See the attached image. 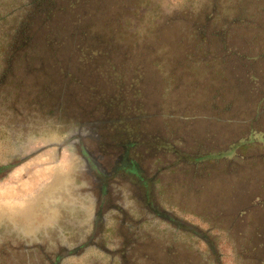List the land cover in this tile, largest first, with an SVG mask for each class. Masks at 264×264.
<instances>
[{"label": "flooded vegetation", "instance_id": "obj_1", "mask_svg": "<svg viewBox=\"0 0 264 264\" xmlns=\"http://www.w3.org/2000/svg\"><path fill=\"white\" fill-rule=\"evenodd\" d=\"M240 13L179 84V53L130 49L93 88L37 82L21 120L0 112V264H264L263 0Z\"/></svg>", "mask_w": 264, "mask_h": 264}, {"label": "trees", "instance_id": "obj_2", "mask_svg": "<svg viewBox=\"0 0 264 264\" xmlns=\"http://www.w3.org/2000/svg\"><path fill=\"white\" fill-rule=\"evenodd\" d=\"M258 1L182 0L174 5L169 0H0V112L21 120L28 101L21 98L22 91L37 97V82L47 96H53L54 89L57 96L70 97L93 88L99 73L125 61L130 49L143 55L137 63L144 66L154 52L159 68L168 49L179 53L170 57V71L179 84L183 76L177 73L183 67L184 74H197V47L220 34L226 37L243 20L240 12ZM54 70L58 77L49 74ZM34 72H41L42 78L23 75ZM261 142L256 137L249 143L252 148ZM212 159L218 160L217 155ZM192 171L188 168L189 174Z\"/></svg>", "mask_w": 264, "mask_h": 264}, {"label": "rangeland", "instance_id": "obj_3", "mask_svg": "<svg viewBox=\"0 0 264 264\" xmlns=\"http://www.w3.org/2000/svg\"><path fill=\"white\" fill-rule=\"evenodd\" d=\"M171 3H173L174 5L175 4H180L182 3V0H169ZM169 4V3H168ZM1 145V143H0ZM0 158H1V155H0ZM3 160V159H2ZM250 173H253V171H251ZM250 183L252 184V187L255 188V191L258 193V194H263V189H261L259 186H258V183H256L253 179L252 176H250ZM251 192V195H254V192L252 190H250Z\"/></svg>", "mask_w": 264, "mask_h": 264}]
</instances>
